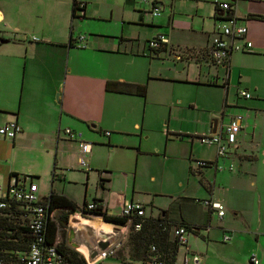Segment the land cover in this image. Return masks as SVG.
<instances>
[{"label": "crops", "instance_id": "0c3cea01", "mask_svg": "<svg viewBox=\"0 0 264 264\" xmlns=\"http://www.w3.org/2000/svg\"><path fill=\"white\" fill-rule=\"evenodd\" d=\"M77 1L84 7L83 11L75 10L81 27H84V19H111L113 14L123 18L126 13L130 24L144 26L148 22L153 25V30L141 38L131 29L130 35H125L122 27L118 39L115 35L111 41L91 38L88 44L85 35L73 34L74 0H0V39H7L0 42V125L16 120L21 127L13 139L0 135V141L9 140L12 152L23 147L33 151L37 148L48 157L46 169L36 172L10 162L1 169L6 173V182L12 172L20 177L28 173L34 182L35 178H40V182L46 179V184L47 178L51 177L49 192L53 189L62 193L77 205H80L78 196L71 185L84 183L83 204L98 198L103 209L121 214L123 202L131 200L144 204L145 215L188 221L193 225L194 236L188 233L187 246L201 254L200 262L207 264L212 251L205 249L210 245L200 241V237L207 239L215 233L222 239L224 233H229L230 239H222V242L229 241L228 246L235 248L231 263L247 264L254 252L259 258L258 264H264V19L253 16L264 15V0L235 1L233 12L246 27L245 35L235 41L243 45L247 39L251 48L232 51L226 64L214 63L209 54L212 37L219 34L220 25L227 21L222 8L211 0L195 5L202 15L198 25L193 18L188 22L174 18L177 0L170 1L171 13L160 20H154L149 13L150 1L148 8L143 6L145 9L142 5L136 7L139 0ZM158 1L165 8L163 0ZM202 6L204 9L200 10ZM205 17L211 21L206 22ZM160 33L167 37L166 48L154 53L148 40ZM80 37L85 41L82 46L76 42ZM235 77V90L247 89L252 100L244 104L228 100ZM110 81L143 83L146 93L142 96L108 89L106 83ZM154 81L162 83L155 85ZM178 82L217 88L218 103L207 100L209 105H206L199 104L196 99L188 100L185 103L195 113L190 110L180 117L179 124L171 125V119L175 121L179 117L173 109L185 107L184 99L175 87ZM149 102L160 108L154 115V122L148 110ZM238 107H245L246 111L241 112L236 109ZM202 110L206 111L204 115L200 114ZM235 113H241L243 119L236 140L227 148V152L233 149L232 155L227 152L218 155L217 148L216 153L202 155L197 135L219 131ZM65 127L80 131V139L91 140L92 146L86 155L89 168L78 169L81 166L78 162L79 138H69L64 132ZM106 130L110 131L108 135L104 133ZM131 132L138 134L137 140L130 139ZM99 139L102 142L97 144ZM143 140L153 142L150 149L153 153L180 155L183 163L178 184L182 186L184 181L189 182L190 177L195 176L205 189L199 199L221 201L224 214L221 217L216 214L214 220L215 211L194 201L196 194L187 192L186 187L184 194L174 196L170 203L155 206L152 201L141 199L133 184L130 188L129 168H112L108 163L98 165L97 147L104 149L101 146L107 144L110 148H124L130 157V146L138 155L147 151L143 148ZM176 140L180 141L179 145ZM195 145L198 153L194 152ZM197 160L213 163L199 166ZM93 167L96 171L90 173ZM54 169L55 178L52 177ZM112 169H117V173L113 174ZM71 170L79 171L69 173ZM149 177L155 180L154 174ZM100 178L104 179L102 185ZM40 187L39 183L40 198L46 199L47 194ZM81 213L77 210L69 214L65 244L78 250L87 261L102 264L104 257L98 256L100 252L91 257L95 240L127 237L128 226L107 222L98 214L90 218ZM89 227L92 233L85 230ZM117 232H121L122 238H118ZM249 234L255 238L254 242L249 240ZM237 239L242 243L250 242L245 251L237 247ZM56 240H60L59 233ZM120 253L126 264L141 263V260H129L128 247ZM177 254L174 261L179 262L182 257L177 260Z\"/></svg>", "mask_w": 264, "mask_h": 264}, {"label": "rangeland", "instance_id": "374dc122", "mask_svg": "<svg viewBox=\"0 0 264 264\" xmlns=\"http://www.w3.org/2000/svg\"><path fill=\"white\" fill-rule=\"evenodd\" d=\"M171 0H163L165 8L161 9V13L159 15L153 16L154 20H160L166 16H168L171 11L169 8ZM205 0H177V6L174 7V18L176 19H183L186 22L190 21L191 18L194 19V23H197L198 21L202 20V15L199 13V11H196V6L197 3H201ZM149 1H137V5H142L145 8H148V3ZM207 2V1H206ZM211 1H208L207 3L210 4ZM213 2V1H212ZM143 3V4H142ZM214 4V3H213ZM212 4V5H213ZM150 5V4H149ZM129 7V6H128ZM139 7V6H138ZM143 7V8H144ZM201 7V6H200ZM132 9V5L129 7ZM144 8V9H145ZM204 7L200 10H203ZM134 15H136V12H132ZM148 15V14H147ZM126 13L124 14V17H120L117 14H113L112 18H107V19H102V20H89V19H84V27L80 26V18L76 17L75 21L73 22V34H77L80 32L82 35H85L88 40L91 38H96V39H103L106 41H111L112 40V35H115L116 38L118 39V36L122 34L121 28H124V34L125 35H130V29L133 30L135 34L139 33L141 38H143V35L145 33H148L149 31L153 30V25L150 23H146L144 26H139V25H133L130 24L129 17H125ZM148 17L151 18V16L148 15ZM204 17V16H203ZM149 18V19H150ZM148 20V19H147ZM149 21V20H148ZM206 22H210V18L205 17ZM79 23V25H78ZM156 24V23H153ZM195 25H198L195 24ZM68 31H69V25H68ZM118 66V63H117ZM155 85H161L159 81H154L153 82ZM233 87L231 90V93L229 94V99L231 102L239 101V104H244V102H247L249 100H252V98H245L243 96L237 95V89L235 90L234 84L237 83L236 77L233 78ZM175 87L177 89V94H180L182 98L184 99V104L185 107L183 108L182 106H178L177 108H174L173 111L179 116L175 121L171 119V125H177L179 124L181 118L184 117L186 114L190 112L189 105L185 102L191 99H196L198 100V103L200 104H206L207 100L211 102L212 104L218 103V96H219V90L214 87H209V86H203L199 85L196 83H180L178 82L175 84ZM229 102V101H228ZM244 106V105H240ZM159 107L157 104L149 102L148 105V110L151 112V121L154 122L153 120L155 119L154 115L156 112L159 111ZM237 110H240L241 112H245L246 108L245 107H238L236 108ZM166 108L165 106L163 107V111H165ZM193 113H195V110H191ZM206 113L205 110H202L200 114L204 115ZM150 118V117H149ZM166 119V118H165ZM165 120L163 119V122ZM182 121V120H181ZM184 126H187V123L183 122ZM132 135H130V139H136L138 138V134L134 135L133 132H131ZM100 137L106 138V136L101 135ZM100 141H96L97 144L102 142L101 139ZM135 140V141H136ZM199 143L198 149L200 153L203 155H210L213 154V151L216 153V147L215 144L213 146L208 145L206 143H202L199 139H197ZM91 141V140H90ZM160 141H162V138L160 137ZM178 145L180 143L179 140H176ZM9 140L6 141H0V182L2 184L6 183V179L4 178L6 176V173L1 171V169L6 168V166L9 165L10 162H14V166L17 167H22L24 169H27L30 172H36L38 170L46 169L47 165H45L48 162V157L46 154L41 151L40 149H37L34 145V151L27 149V148H17L15 152H12L10 150V147L8 146ZM106 142V141H105ZM96 144V143H95ZM200 146V147H199ZM96 148V145H94ZM105 147L104 149L97 147V150L99 151V161H97L99 166H104L105 163H108L111 165L112 168H125L130 170V185L132 188V184L134 185L133 189L135 193L143 200H148L153 202V205L155 206H161L163 204H168L172 201L174 196H177L179 194H184L183 189L186 187L187 192L196 194L195 198H202L198 197L201 196L202 191H205L204 188L201 187V185L198 183L197 178L195 176L190 177L189 182H185L181 186L178 184V178L180 177V171L182 168V161L183 158L180 155H175L174 153H166V155H163L161 153H153L150 149L153 147V142L150 140H143V148L147 151H142L139 155L136 152V149L130 146V157L127 156L126 150L124 148H110L109 146H101ZM40 148V147H38ZM180 147H178L179 150ZM12 149V148H11ZM197 146H194V152H197ZM176 150V151H178ZM227 153H233V149L229 150ZM138 157V161H137ZM195 164L196 161H193ZM45 165V166H44ZM82 165L79 170H81ZM89 168V166H87ZM90 169V173H93L94 169ZM237 168V167H235ZM79 170H71L69 173H78ZM117 169H112V173L114 174L117 173ZM28 174V173H27ZM32 174V173H31ZM154 174L155 175V180L150 179V175ZM50 179L51 177L47 178V184H46V179L45 181H41L40 178H35L36 182L41 184L40 190L46 192L48 195L49 192V187H50ZM45 183V184H44ZM72 189H74L75 194L78 196L77 201L79 204L82 206L83 205V197H84V183L83 184H72ZM200 189V190H199ZM39 197L41 196L40 193H38ZM87 198L90 199L91 196L87 195ZM148 207H150V203H147ZM79 205V206H80ZM154 210V209H153ZM156 210V208H155ZM58 214V211L55 210L54 212V217ZM82 216L84 217H93V213L91 212H82ZM217 213L214 212V215L217 219ZM69 221V219H68ZM67 221V223H68ZM86 231H89L92 233L91 228L85 229ZM128 231V230H127ZM189 234L194 236L193 232L190 231ZM60 240L62 238L65 239L68 236V224L65 228L60 229L59 232ZM118 238H122L121 232H117ZM126 237L122 238L123 244L122 247L120 248V251L122 252L123 249L127 247L126 241L124 240ZM249 240L251 239L253 242L255 241V238L249 234L248 236ZM219 240L220 243L217 241ZM200 241L204 243H209L210 246L205 247V249L208 251L209 248L212 249L210 252V256L208 259L207 264H236L235 262H230L231 255L235 251L234 247L228 246L229 241L222 242L223 240L221 239V236H216L215 233L210 235L207 239H203L200 237ZM237 247L241 251H245L250 242L245 241L242 243L241 240L237 239ZM234 246V245H233ZM82 248V246H80ZM184 246H180L179 252L177 254V260H180L181 257L184 255ZM210 249V250H211ZM202 258V257H201ZM199 264H205L203 262H200ZM102 264H122L121 259L116 256V255H110V256H105L102 258ZM126 264V263H125ZM130 264V263H129ZM198 264V263H197ZM249 264V261L248 263Z\"/></svg>", "mask_w": 264, "mask_h": 264}, {"label": "built area", "instance_id": "2783aa9c", "mask_svg": "<svg viewBox=\"0 0 264 264\" xmlns=\"http://www.w3.org/2000/svg\"><path fill=\"white\" fill-rule=\"evenodd\" d=\"M150 1L151 8L149 13L151 16H156L161 13V3L158 0H140ZM216 5L220 6L225 12L227 21L219 27V34L212 37L209 47L211 59L216 64H226L229 56L234 50H249L251 42L245 39L243 45H240L235 40L241 38L246 33V27L241 24L235 13L234 4L236 0H211ZM82 7L83 4L79 3ZM78 10H82L79 8ZM38 40V37H32ZM167 37L163 34H157L148 40V46L158 47L161 43H165ZM78 45H84L83 37L76 40ZM237 95L245 98H250L251 93L245 88H238ZM243 115L235 113L230 116L222 129L213 133H201L197 138L208 145L215 144L218 155H224L227 152L228 146L236 140V133L241 128ZM21 127L16 120H9L0 125V135L13 139L20 131ZM64 132L69 138H79V156L78 162L82 166H87L86 155L89 153L92 143L90 141L80 139L81 132L65 127ZM109 134L110 131H104ZM205 160H197L199 166L204 165ZM38 184L34 182L29 175L9 176L5 184L0 183V216L5 217L10 222L9 228L6 229L7 235L14 241L9 247L2 250L0 255V264H93L85 259V263H77L67 259L58 241L53 242L47 240L48 221L53 217L54 211H49L47 199H41L38 195ZM194 201L202 203L204 206L213 210L220 217L225 212L224 204L218 200L193 198ZM86 210H91L96 207L94 201L86 203ZM121 214L127 216L129 223L133 216L144 215L143 204L126 200L123 202ZM127 223V226H128ZM141 227V221L134 222V229ZM190 230L183 224H172L169 227L170 239H175L179 246L186 248L182 259L179 262L174 261L171 264H197L201 259V254L198 251H192L187 246V235ZM23 239L20 241L19 238ZM21 239V240H22ZM223 240L230 239L229 233H224ZM122 239H114L110 241L108 246L99 253V257L114 255L121 247ZM151 252L149 260L141 261L140 264H166L157 253V247L151 244L149 247ZM251 264H258L259 258L252 252L249 256Z\"/></svg>", "mask_w": 264, "mask_h": 264}, {"label": "trees", "instance_id": "16d2710c", "mask_svg": "<svg viewBox=\"0 0 264 264\" xmlns=\"http://www.w3.org/2000/svg\"><path fill=\"white\" fill-rule=\"evenodd\" d=\"M79 8L83 9L84 7H80L79 2L77 0H74L72 6L74 17H76L75 10H78ZM253 16L264 19V15L261 14H256ZM70 44H73L72 41L70 42ZM149 48L154 53H157L162 49L166 48V43H161L158 47L149 46ZM106 88H110L120 92L135 93L142 96H144L146 93V85L143 83L136 84L125 81H110L106 83ZM178 135L184 136L185 134L178 133ZM204 162L205 164L201 166L211 165L213 163L211 161ZM55 174L56 173L54 169L52 177L55 178ZM18 175V173L12 172L9 176H15L18 178ZM23 175L32 176L30 174ZM103 180V178H100V185H102ZM46 199L49 211H58V214L55 217L53 216L52 218H50L48 221L47 240L49 242H53L56 239L61 227L65 228L67 226L69 214L77 210L101 215L105 221L116 225H126L128 223L127 216L122 214L110 213L106 209H103L99 202L100 199L98 198L93 199V201L96 203V207L91 210L85 209V202L82 206H79L68 196L62 193H57L53 189H50V192L47 195ZM136 221H141V227L139 229H134V222ZM172 224H183L190 231L193 230L191 228L193 225H191L188 221L185 220L174 221L162 215L152 216L144 214L139 216H133V219L128 223V232L126 237V245L128 247L129 260H149L150 255L154 253L149 250V247L151 244H154L157 247V253L164 260V262L166 264L173 263L177 254L179 244L175 239H170L169 237V227ZM9 226L10 222L7 221L5 217L0 216V255L3 254L1 249L9 247L11 244L14 243V241L10 239V235H7L6 233V229L9 228ZM21 239L22 237L19 238V240L23 241V239ZM58 243H60L59 245L63 247L62 253L67 259L77 263H85V258L83 257V255L75 248L66 245L64 238L59 240ZM116 256H118L123 261V263L126 262L123 259V256L121 255L119 250L117 251Z\"/></svg>", "mask_w": 264, "mask_h": 264}, {"label": "water", "instance_id": "95a60500", "mask_svg": "<svg viewBox=\"0 0 264 264\" xmlns=\"http://www.w3.org/2000/svg\"><path fill=\"white\" fill-rule=\"evenodd\" d=\"M2 41H7V39H0V42ZM110 240L108 239H98V240H95L94 242V249L91 253V257L95 256L98 252H101L103 251L109 244ZM73 245L75 246V243H73Z\"/></svg>", "mask_w": 264, "mask_h": 264}, {"label": "bare ground", "instance_id": "6f19581e", "mask_svg": "<svg viewBox=\"0 0 264 264\" xmlns=\"http://www.w3.org/2000/svg\"><path fill=\"white\" fill-rule=\"evenodd\" d=\"M102 227V226H101ZM103 228H106L107 229V226L103 225ZM97 231V229L95 230V232ZM100 232V231H99Z\"/></svg>", "mask_w": 264, "mask_h": 264}]
</instances>
